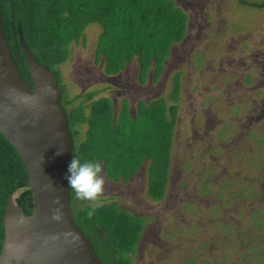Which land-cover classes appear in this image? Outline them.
Instances as JSON below:
<instances>
[{
    "label": "rangeland",
    "instance_id": "obj_1",
    "mask_svg": "<svg viewBox=\"0 0 264 264\" xmlns=\"http://www.w3.org/2000/svg\"><path fill=\"white\" fill-rule=\"evenodd\" d=\"M189 16L186 39L174 46L158 83L140 85L138 61L107 77L96 51L103 32L91 25L59 68L68 109L108 98L116 116L128 100L181 93L167 194L154 201L148 164L128 183L107 180L98 202L118 204L146 223L135 264H264V9L240 0H173ZM263 4L264 0H245ZM78 142L87 125H79Z\"/></svg>",
    "mask_w": 264,
    "mask_h": 264
},
{
    "label": "trees",
    "instance_id": "obj_2",
    "mask_svg": "<svg viewBox=\"0 0 264 264\" xmlns=\"http://www.w3.org/2000/svg\"><path fill=\"white\" fill-rule=\"evenodd\" d=\"M244 6L264 9L263 4L240 0ZM5 38L23 79L33 90L28 65L20 46V33L38 62L58 78L63 106L68 109L66 89L61 86L59 68L71 57L74 43L85 40L91 25H100L96 60H104L109 77L120 75L128 63L138 61L140 85L149 79L158 83L175 45L188 33L189 16L173 0H0ZM174 105L164 99L151 104L141 102L136 115L128 100L116 116L112 100L95 94L89 113L82 104L68 111L75 143L73 156L99 161L107 180L128 183L148 164V191L154 201L167 194L172 153L179 114L180 80H176ZM79 125H87L81 143ZM26 215L33 213V194L25 164L20 155L0 133V255L5 240L4 215L9 197ZM72 210L78 227L90 240L103 264H135L146 223L118 204L87 206L89 201L75 198Z\"/></svg>",
    "mask_w": 264,
    "mask_h": 264
},
{
    "label": "water",
    "instance_id": "obj_3",
    "mask_svg": "<svg viewBox=\"0 0 264 264\" xmlns=\"http://www.w3.org/2000/svg\"><path fill=\"white\" fill-rule=\"evenodd\" d=\"M19 40L33 90L12 58L0 12V133L25 164L34 200L28 216L9 197L0 264H103L73 215L65 177L75 143L64 93L22 33ZM59 151L63 154L57 155ZM57 209L59 220L53 219Z\"/></svg>",
    "mask_w": 264,
    "mask_h": 264
},
{
    "label": "clouds",
    "instance_id": "obj_4",
    "mask_svg": "<svg viewBox=\"0 0 264 264\" xmlns=\"http://www.w3.org/2000/svg\"><path fill=\"white\" fill-rule=\"evenodd\" d=\"M59 151L57 155H62ZM99 161H91L74 155L67 168L66 180L69 189L75 194V198L81 201L98 202L104 190V177ZM59 203V201H57ZM53 219L59 220V209L56 210Z\"/></svg>",
    "mask_w": 264,
    "mask_h": 264
},
{
    "label": "flooded vegetation",
    "instance_id": "obj_5",
    "mask_svg": "<svg viewBox=\"0 0 264 264\" xmlns=\"http://www.w3.org/2000/svg\"><path fill=\"white\" fill-rule=\"evenodd\" d=\"M188 31H189V25H188ZM187 35H188V33H187ZM107 77H109V76H107ZM109 78H111V77H109ZM112 78H113V77H112ZM112 102H113V101H112ZM128 102H129V101H128ZM129 103H130V102H129ZM146 103H147V102H146ZM113 105H114V103H113ZM130 106H131V104H130ZM136 109H137V108H136ZM67 110L69 111V109H67ZM135 111H136V110H135ZM131 112H132L133 115H136V112H135V114H134V112H133V110H132V107H131ZM145 165H146V164H145ZM145 165H144V166H145ZM144 166H143V167H144ZM145 230H146V229H145ZM144 233H145V232H144ZM143 236H144V234H143Z\"/></svg>",
    "mask_w": 264,
    "mask_h": 264
}]
</instances>
